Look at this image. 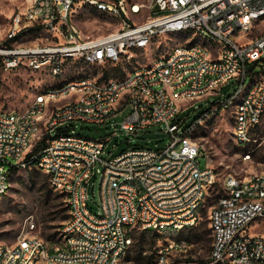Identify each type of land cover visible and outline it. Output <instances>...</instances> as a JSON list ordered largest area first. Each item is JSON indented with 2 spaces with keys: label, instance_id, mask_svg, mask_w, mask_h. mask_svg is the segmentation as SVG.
Wrapping results in <instances>:
<instances>
[{
  "label": "built area",
  "instance_id": "built-area-1",
  "mask_svg": "<svg viewBox=\"0 0 264 264\" xmlns=\"http://www.w3.org/2000/svg\"><path fill=\"white\" fill-rule=\"evenodd\" d=\"M25 2L12 18L9 44L0 45L1 66L6 72H47L48 82L55 81L35 94L24 113L0 110V200L13 173L35 167L66 196L69 218L60 244L39 237L15 246L0 242V264H123L134 229L168 238L156 245L155 264H201L179 259L193 246L181 233L199 223L217 181L208 156V167L200 168L204 153L194 136L200 123L221 113L230 114L239 147L255 142L264 128V0ZM83 6L119 26L83 37L72 20ZM35 34L42 38L31 43ZM177 34L194 40L132 65L156 38ZM82 63L133 69L104 80L69 72ZM226 86L233 91L188 123L182 114ZM126 110L122 121L110 122ZM77 123L111 125L128 137L158 125L169 139L161 148L129 141L130 150L108 157L110 138L80 135ZM46 136L47 146L28 161ZM98 178L97 203L90 188ZM223 187L210 214L212 252L204 264H264V173L230 175Z\"/></svg>",
  "mask_w": 264,
  "mask_h": 264
},
{
  "label": "rangeland",
  "instance_id": "rangeland-1",
  "mask_svg": "<svg viewBox=\"0 0 264 264\" xmlns=\"http://www.w3.org/2000/svg\"><path fill=\"white\" fill-rule=\"evenodd\" d=\"M25 4V0H0V45L9 44L6 42V36L12 24V18L15 13L24 9ZM72 20L81 29L85 38L108 33L119 26L116 19L109 18L86 6L81 7ZM259 33L260 31H256L253 37ZM248 36L251 37L252 34ZM40 38H42L40 35L35 34L30 41L37 43ZM191 39L194 40L193 35L177 34L158 37L146 53L135 57V63L133 61L132 65H137L136 60L139 64L148 63L155 57L168 54L175 45H188ZM81 67L69 68V72L80 73L81 76L92 75L104 80L106 73L112 77H121L133 69L123 68L121 65L117 67L115 65L83 63ZM47 74V72H36L25 68L6 72L0 62V110L24 113L35 94L55 81V78L50 77L49 82L51 83H49ZM232 91L233 86L221 88L218 95L195 102L191 109L182 115L190 117L188 123H192L208 110L212 103L221 98L224 99ZM128 113L129 110H126L122 115L112 118L110 122H120ZM233 126L230 114L221 113L214 116L213 119H207L200 123L195 134V139L200 143L204 153L199 158L200 168L204 170L208 167L209 157L216 172L217 181L208 191L199 223L181 233V237H186L193 246L179 257L180 260L195 261L201 264L210 262L213 242L210 214L217 200L225 193L223 187L225 179L230 175L250 177L264 173V128L258 131L257 140L248 145L245 150L234 141ZM160 130L158 125L151 126L142 129L137 135L128 137L125 133L122 134L115 130L111 125L100 126L82 123L75 125V131L80 135L94 139L109 137L106 154L108 157L118 156L130 150L135 144L149 145L150 147L159 145L160 148L165 146L169 138L160 133ZM127 140L132 145L129 143L120 144L121 141ZM148 140H151V143H148ZM93 182L95 181L93 180ZM93 188L98 203L99 178L90 188L91 192ZM65 202H67L65 196L51 187L49 177L44 172L37 170L33 173V168L16 171L12 175L10 191L0 200V242L7 246H15L22 238L39 237L49 242L50 245L60 244L62 242L61 230L68 220L65 217L69 214L66 211ZM141 232L138 229L135 231L133 244L129 248L123 264H138L137 256L141 250L144 251V256L149 257L152 256L156 244L168 243L166 236L147 233L141 238ZM141 240H143L142 245L140 244Z\"/></svg>",
  "mask_w": 264,
  "mask_h": 264
},
{
  "label": "trees",
  "instance_id": "trees-1",
  "mask_svg": "<svg viewBox=\"0 0 264 264\" xmlns=\"http://www.w3.org/2000/svg\"><path fill=\"white\" fill-rule=\"evenodd\" d=\"M104 77H105L106 79H108V78L111 77V75H110L109 73H106V74L104 75ZM214 103H215V102H214ZM212 104H213V103H212ZM209 109H210V108H209ZM209 109L206 110L205 112H203V113L201 114V116H200L198 119L194 120V122H192V123L197 122V120H199L201 117H203L204 113H206L207 111H209ZM210 119H213V118H210ZM206 120H207V119H206ZM208 120H209V119H208ZM194 137H195V136H194ZM48 139H49L48 136H46V137H44L41 141H39V142L35 145V147L33 148L32 153L29 154V156H28V161H31V160H32V157H33L34 155H37L40 151H42V150L47 146ZM246 147H247V146H244V147L241 146L240 148L246 150ZM37 170H38V169H36L35 167H33V173L36 172ZM62 195H63V194H62ZM64 196H65V195H64ZM65 198H66V196H65ZM66 201H67V198H66ZM65 205H66V211L69 212L68 202H65ZM68 218H69V214L66 215L65 219H68ZM136 230H137V229H134V232H133V234H132L133 237H134V233H135ZM141 231H142V232H141V238H143V236H145L147 233H153V232H151V231H145V230H141ZM156 234H157V233H156ZM190 242H191V241H190ZM191 243H192V242H191ZM140 244H141V245L143 244V240H141ZM156 245H157V244H156ZM156 245H155V247H154V251H153L152 256H149V257L144 256V255H143L144 251L141 250V252H140L139 255L137 256V263H138V264H145V263H147V264H153V260L155 259V258H153V257H155V253H156ZM153 255H154V256H153ZM154 264H155V260H154Z\"/></svg>",
  "mask_w": 264,
  "mask_h": 264
},
{
  "label": "water",
  "instance_id": "water-1",
  "mask_svg": "<svg viewBox=\"0 0 264 264\" xmlns=\"http://www.w3.org/2000/svg\"><path fill=\"white\" fill-rule=\"evenodd\" d=\"M123 143H129V141H121L120 144H123ZM130 144V143H129ZM135 146H142L140 144H135Z\"/></svg>",
  "mask_w": 264,
  "mask_h": 264
}]
</instances>
